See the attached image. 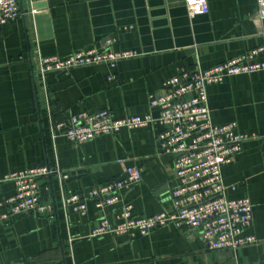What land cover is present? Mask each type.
I'll list each match as a JSON object with an SVG mask.
<instances>
[{
	"label": "crops",
	"instance_id": "crops-1",
	"mask_svg": "<svg viewBox=\"0 0 264 264\" xmlns=\"http://www.w3.org/2000/svg\"><path fill=\"white\" fill-rule=\"evenodd\" d=\"M209 12L191 17L185 0H17L20 16L0 25V176L47 165L68 173L42 180L46 214L0 222V264H264V71L226 77L208 86L214 124H237L250 138L223 168L229 199L249 198L253 221L244 232L258 242L209 250L197 231L166 225L146 236L91 237L103 217L113 225L127 204L134 217L171 211L179 180L165 154L158 122L121 129L78 144L55 136L54 125L81 112L108 110L116 119L152 115L150 96L185 71L207 70L264 48L257 0H208ZM113 40L116 51L137 56L116 68L96 64L39 75L40 56L71 54ZM264 60V53L258 56ZM142 169V179L103 211L87 199V213L66 208L64 196L88 193ZM0 184V201L13 196ZM3 210H0V213Z\"/></svg>",
	"mask_w": 264,
	"mask_h": 264
},
{
	"label": "built area",
	"instance_id": "built-area-1",
	"mask_svg": "<svg viewBox=\"0 0 264 264\" xmlns=\"http://www.w3.org/2000/svg\"><path fill=\"white\" fill-rule=\"evenodd\" d=\"M191 17L209 12L208 0H185ZM257 18L264 20V0H257ZM20 16L17 0H0V25ZM113 40L108 39L103 50L96 46L77 51L65 59L58 56H40L39 75L45 82L51 72H68L77 67L106 64L116 68L122 60L137 56L132 50L116 51ZM264 48L242 54L207 70L185 71L166 82L162 96H150V106L160 109L158 118L152 115L113 117L108 110L94 113L81 112L68 120L54 125L55 136L61 135L82 144L97 137L115 134L123 128H144L155 122L166 126L158 134L159 144L165 154L174 158V172L179 180L172 189V210L152 216L134 217L132 206L127 204L115 225L103 217L92 231L91 237L117 234L134 237L148 235L156 228L174 225L197 231L209 250H232L255 244L257 238L245 235L253 221V204L249 198L229 199L223 180L224 166L231 164L250 138L237 130L236 123L218 126L213 123L208 103V86L218 84L226 77L264 71V60L258 56ZM57 176L61 182L68 173L59 168L39 165L0 176V184L13 182L16 192L0 201V222L28 213L46 214L52 207L44 200L42 180ZM142 169H127L124 178L92 189L87 196H64L66 208L72 207L87 213V199L96 203L99 211L120 201L123 190L129 189L142 179Z\"/></svg>",
	"mask_w": 264,
	"mask_h": 264
}]
</instances>
